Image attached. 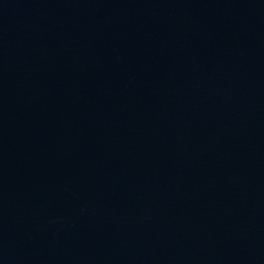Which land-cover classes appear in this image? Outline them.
<instances>
[{
    "label": "water",
    "instance_id": "water-1",
    "mask_svg": "<svg viewBox=\"0 0 264 264\" xmlns=\"http://www.w3.org/2000/svg\"><path fill=\"white\" fill-rule=\"evenodd\" d=\"M0 264H264V0H0Z\"/></svg>",
    "mask_w": 264,
    "mask_h": 264
}]
</instances>
